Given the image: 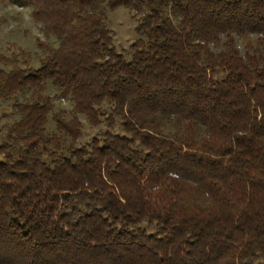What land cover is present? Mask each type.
Masks as SVG:
<instances>
[{
    "label": "trees",
    "instance_id": "1",
    "mask_svg": "<svg viewBox=\"0 0 264 264\" xmlns=\"http://www.w3.org/2000/svg\"><path fill=\"white\" fill-rule=\"evenodd\" d=\"M8 1L44 40L38 68L0 69V264L264 258V47L235 42H264V0ZM120 6L127 53L106 24ZM80 117L105 127L83 145Z\"/></svg>",
    "mask_w": 264,
    "mask_h": 264
},
{
    "label": "rangeland",
    "instance_id": "2",
    "mask_svg": "<svg viewBox=\"0 0 264 264\" xmlns=\"http://www.w3.org/2000/svg\"><path fill=\"white\" fill-rule=\"evenodd\" d=\"M106 24L113 33V44L117 51L127 53L131 44L136 40L135 27L137 17L129 9L118 7L114 11L107 12ZM43 41L44 36L37 24L31 17L29 7H20L8 0H0V69L8 70L4 64L7 60L15 59L19 66L32 69L39 67L40 50L37 47L38 41ZM53 38L49 39L52 42ZM235 42L241 52L246 47L253 49L255 47H264V42L257 39L255 35L236 36ZM44 93L53 95L56 90L48 83L45 86ZM11 100H0V144L5 140L6 129L15 120L12 114ZM56 108L70 109V104L66 100H60L55 103ZM83 123V134L78 141V145L89 142L94 136L102 132L105 127H91L87 121L80 117ZM52 128L51 122L48 123ZM3 155L0 152V160ZM257 264H264V258L258 257Z\"/></svg>",
    "mask_w": 264,
    "mask_h": 264
}]
</instances>
